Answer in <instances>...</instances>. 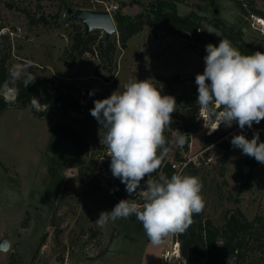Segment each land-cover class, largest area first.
I'll use <instances>...</instances> for the list:
<instances>
[{
	"label": "rangeland",
	"instance_id": "rangeland-1",
	"mask_svg": "<svg viewBox=\"0 0 264 264\" xmlns=\"http://www.w3.org/2000/svg\"><path fill=\"white\" fill-rule=\"evenodd\" d=\"M159 1L139 0L138 5L131 0H0L3 27L0 58L8 56V69L30 61L27 71L39 86L48 85L53 88L52 93L54 89L67 91V86H71L81 103L88 100L87 92L94 91L93 96L104 99L116 90L122 92L129 80L152 79L155 83L159 76H179L174 84L175 99L198 94L195 76L203 73L206 45L162 33L155 36L150 27L133 36L126 49L117 42V65L111 72L103 68L100 60L88 56L76 58L71 66L66 64L64 53L73 34L72 26L66 24L68 9L110 11L113 18L117 12L134 17ZM216 3V6L203 1L178 3V12L186 16L195 10L203 18L206 30L212 32L214 45L218 46L220 39L225 38L209 24L216 16L228 26L243 28L244 39L264 50V34L251 26V14L244 15L236 0ZM255 7L264 11L261 1ZM215 9L219 11L217 15ZM98 34L104 37L101 31ZM161 92L169 95L164 87ZM35 110L10 108L0 115V241L5 239L10 244L7 251L0 249V264H161L159 257L169 247L170 235L155 245L141 222L130 217L98 227L94 222L99 213L111 211L119 200L107 188L88 190L79 180L81 166L72 142L49 150L55 124L59 121L76 124L78 116L69 117L58 105ZM39 112L45 115H34ZM201 112L205 119L200 117L199 132L191 137L189 151L184 154L187 163L181 168L191 165L183 174L199 177L202 182L207 217L221 226L225 214L237 208L249 220L264 216V164L259 163L252 173L253 190L241 192L234 175L239 171L236 161L243 159L244 154L231 145L229 136L236 129L235 122L231 127L218 128L213 143L204 147L209 129L220 121L208 112ZM80 130L89 142L84 168L87 167L92 179H105L109 174L103 167L110 165L111 158L102 148L99 133ZM179 138L175 133L171 160L180 147ZM127 199L143 201L139 192L128 193ZM149 242L156 248L153 257L147 252Z\"/></svg>",
	"mask_w": 264,
	"mask_h": 264
},
{
	"label": "clouds",
	"instance_id": "clouds-1",
	"mask_svg": "<svg viewBox=\"0 0 264 264\" xmlns=\"http://www.w3.org/2000/svg\"><path fill=\"white\" fill-rule=\"evenodd\" d=\"M205 50L203 73L195 76L196 103L220 121L209 129V134L220 125L231 127L234 122L241 130L259 124L264 120V52L243 55L225 38L220 39L218 46L207 44ZM29 67L30 61L13 65L9 69L12 81L23 79L25 88L32 84L36 78L27 71ZM152 81L129 80L122 92L116 90L107 98L95 100L90 109L101 125L100 142L107 146L113 177L120 179L130 195L139 192L143 200L137 203L133 199H121L111 211H101L94 223L103 228L109 221L134 215L150 241L160 245L170 234L184 233L194 222L193 216L203 211L205 202L199 177L182 172L174 173L171 178L160 173L140 189L141 181L158 171L169 152L164 131L170 126L177 105L173 96L162 94V85L158 88ZM18 92V88L9 87L7 82L0 88L6 102H15ZM94 94L89 92V96ZM40 106L39 100L32 97L31 107ZM259 139L258 132L251 139L238 134L232 137L231 145L264 164V142H258ZM177 144L182 147L185 137L181 136Z\"/></svg>",
	"mask_w": 264,
	"mask_h": 264
},
{
	"label": "trees",
	"instance_id": "trees-1",
	"mask_svg": "<svg viewBox=\"0 0 264 264\" xmlns=\"http://www.w3.org/2000/svg\"><path fill=\"white\" fill-rule=\"evenodd\" d=\"M191 1H203L209 2L214 6L217 5V0H161L156 6L148 10L144 9L146 12L143 11L134 17L117 12L114 19L117 22L118 38L115 35L108 42L105 40V37H99L98 31L86 35L85 29L81 24L76 22L69 23V26L73 28V34L71 35L70 46L64 53L66 64L71 66L72 61L76 58L82 59L88 56L92 59L100 60L103 68L111 72L113 66L116 64L117 42L120 43L123 49H126L129 40L142 32L145 27H150L155 36L162 33L166 36L171 35L178 39L187 40L190 43L204 45L213 43L212 35L202 23L203 18L195 10H192L186 16L179 14L178 3ZM257 1L264 3V0H246L247 3L244 0H236V3L244 15L251 14L264 19V11L255 7ZM131 3L141 5L139 0H131ZM209 24L219 30L223 37L231 41L232 45L241 54L251 55L256 51L264 52L261 48L244 39L243 28L237 29L234 26H228L216 16L210 20ZM1 29L3 27L0 26V31ZM7 58V55L0 58V88L7 82L9 87L18 88L19 92L15 102H6L4 95L0 94V115L4 110L10 108H29L32 112H35V108L31 107L32 97H36L41 106L50 108L58 105L59 110L69 117L72 118L73 114L77 115L75 125L64 121H59L55 124L50 137L49 150L53 151L55 147L72 142L76 146L77 163L81 166L79 180L86 185L88 190L101 191L107 188L119 201L127 199L128 192L125 190V185L121 183L119 178L113 177L109 164L103 167L109 174L105 179H92L86 170L87 167L85 169L83 166V158L88 152L89 142L80 129L98 132L101 125L90 114V109L94 107V101L99 98L93 95L89 96V92H87L88 100L85 103H81L73 94V87L67 86V91L54 89L52 93L50 91L53 88H50L46 84L41 87L35 80L25 88L23 79L15 82L12 81L7 66ZM178 80V75L174 77L159 76L154 84L158 88L162 85V87L169 90V95L174 97V84ZM197 96V93H192L175 99L177 104L176 111L171 114L172 122L164 131L167 141L165 147L169 149V152L163 159L158 171L141 181L140 185L142 187H146L148 179H157L160 173H164L168 178H171L174 173H183L188 166H191L187 164L185 168H181L187 163L184 154L189 151L191 137L199 132L201 109L200 105L196 103ZM34 115L43 117L45 112L35 113ZM221 127L222 125L219 128ZM237 127L239 126L235 123L234 128ZM245 128L248 139H251L254 133L258 132L260 137L258 142H264V120L259 124L254 123L252 128H248L247 126ZM175 133L179 134L180 137H185V144L175 151L174 160H171L169 159V154L170 150L173 149L172 143ZM214 137L215 132L206 136L203 146L207 147L211 145ZM102 148L107 150L106 145H103ZM258 164L259 162L254 157L247 155H244L243 159L236 161L239 171L235 173L234 178L241 192L253 190L252 173ZM130 218L132 220L136 219L134 215ZM224 220L223 225H216L207 217L205 208L200 214L194 215V222L191 226L184 233H179L177 236L180 245L181 262L186 264H264V216L257 215L252 220H249L241 209L237 208L231 212H227ZM218 244H222L223 246H218ZM106 253L107 251L101 254V257Z\"/></svg>",
	"mask_w": 264,
	"mask_h": 264
},
{
	"label": "water",
	"instance_id": "water-1",
	"mask_svg": "<svg viewBox=\"0 0 264 264\" xmlns=\"http://www.w3.org/2000/svg\"><path fill=\"white\" fill-rule=\"evenodd\" d=\"M218 9L214 10L215 15L218 14ZM66 24L76 22L81 24L85 29V34L89 35L94 31H101L104 34L105 40L110 41L116 34L118 28L110 11H92L80 9H68ZM10 244L7 240L0 241V249L7 251Z\"/></svg>",
	"mask_w": 264,
	"mask_h": 264
},
{
	"label": "built area",
	"instance_id": "built-area-1",
	"mask_svg": "<svg viewBox=\"0 0 264 264\" xmlns=\"http://www.w3.org/2000/svg\"><path fill=\"white\" fill-rule=\"evenodd\" d=\"M252 17L253 21L251 23V26L253 27V29L264 34V19L253 15ZM200 117H205L203 112H201ZM238 134H243L247 137L246 128L241 130L239 127H237L231 134H229V136L233 137L234 135ZM178 234L179 233L170 234L169 247H167V249H163L159 257L161 264H186L181 262L180 245L177 240Z\"/></svg>",
	"mask_w": 264,
	"mask_h": 264
},
{
	"label": "crops",
	"instance_id": "crops-1",
	"mask_svg": "<svg viewBox=\"0 0 264 264\" xmlns=\"http://www.w3.org/2000/svg\"><path fill=\"white\" fill-rule=\"evenodd\" d=\"M148 250L147 252L149 253L150 257H153V253H154V249H156L153 245H151V242L148 243V246H147ZM159 248V246H158ZM161 250V249H160ZM158 251V257H159V250Z\"/></svg>",
	"mask_w": 264,
	"mask_h": 264
},
{
	"label": "bare ground",
	"instance_id": "bare-ground-1",
	"mask_svg": "<svg viewBox=\"0 0 264 264\" xmlns=\"http://www.w3.org/2000/svg\"><path fill=\"white\" fill-rule=\"evenodd\" d=\"M216 126H217V124H216L214 127H216ZM214 127H213V128H214ZM214 132H215V131H214ZM212 133H213V132H212Z\"/></svg>",
	"mask_w": 264,
	"mask_h": 264
}]
</instances>
